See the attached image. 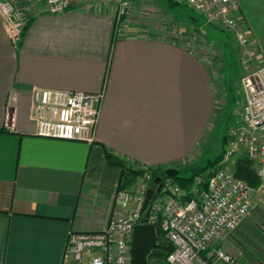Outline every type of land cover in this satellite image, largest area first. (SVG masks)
Listing matches in <instances>:
<instances>
[{"label":"crops","instance_id":"1","mask_svg":"<svg viewBox=\"0 0 264 264\" xmlns=\"http://www.w3.org/2000/svg\"><path fill=\"white\" fill-rule=\"evenodd\" d=\"M10 1L26 29L14 46L0 15V263L67 264L70 233L102 231L120 213L123 169L108 153L132 169L195 170L216 110L211 66L186 42L142 34L133 11L119 20L112 0L59 14L46 0ZM239 3L264 54V0ZM36 90L103 93L95 142L39 137ZM215 246L264 264L252 216Z\"/></svg>","mask_w":264,"mask_h":264},{"label":"built area","instance_id":"2","mask_svg":"<svg viewBox=\"0 0 264 264\" xmlns=\"http://www.w3.org/2000/svg\"><path fill=\"white\" fill-rule=\"evenodd\" d=\"M83 0H46L53 14L64 13ZM117 17L122 19L135 0H112ZM203 13L210 24L235 34L242 48L245 103L240 119L227 136L226 160L210 177L196 179L187 193L170 179L151 204L149 223L159 225L173 246L167 264H237L223 248L215 246L225 234L234 231L257 205L264 207V54L249 32L239 0H180ZM0 15L14 46H18L26 29L17 6L0 0ZM103 93L36 90L33 120L42 138L95 142ZM245 155L254 163L259 179L257 188L235 177L230 158ZM146 170V169H143ZM149 172L132 195L119 189L116 204L119 214L98 232L69 235L65 258L67 264H131L134 229L141 223V210L149 184ZM2 264V263H0Z\"/></svg>","mask_w":264,"mask_h":264},{"label":"rangeland","instance_id":"3","mask_svg":"<svg viewBox=\"0 0 264 264\" xmlns=\"http://www.w3.org/2000/svg\"><path fill=\"white\" fill-rule=\"evenodd\" d=\"M131 11L142 28V34L186 42L210 63L216 94L215 114L198 148L200 154L193 163L195 170L186 169L182 172L187 177L199 173L196 179L212 174L224 160L215 168L208 167L207 171L204 169L221 155L226 160L229 145L225 139L237 125L245 103L243 79L246 73L242 65L244 49L233 32L210 24L203 13L193 10L180 0H136ZM238 158L240 156L236 155L228 161L233 170ZM120 189L129 190L123 187V182ZM136 192L131 191L132 195ZM251 216L254 224L264 229V207L257 205L248 217ZM149 264L157 263L154 258H150Z\"/></svg>","mask_w":264,"mask_h":264},{"label":"trees","instance_id":"4","mask_svg":"<svg viewBox=\"0 0 264 264\" xmlns=\"http://www.w3.org/2000/svg\"><path fill=\"white\" fill-rule=\"evenodd\" d=\"M225 142H227V138L225 139ZM108 158L112 161L113 164H116L119 167H122V182H123V187L129 188L132 187L136 180L140 176L146 175V172H149L152 181H154L157 178H162L163 180L170 179L173 183L178 185L183 191L187 193L186 199H190V190L193 186V184L196 181L197 176L199 173H195L193 176L187 177L183 175V172H179L178 175L168 178L166 176L165 172H162L159 169H150L146 168V170L142 169H132L130 167H127L126 164L123 162L117 161L116 158L111 154L108 153ZM224 160V156L221 155L218 157V159L214 162H211L209 166H207L204 171H207L210 167L215 168V166L219 165L220 162ZM222 164V163H221ZM214 166V167H213ZM209 167V168H208ZM234 174L235 177L243 180L253 188H257L259 185V179L256 176L255 173V167L254 163L248 159L245 155L240 156L236 160L235 166H234ZM210 173L208 175L203 176L204 179L210 177ZM156 230H157V235H158V243L155 249L150 253L148 257V261L150 262V258L155 259V263L157 264H167V257L168 255L173 251V246L171 243L166 239L165 234L162 232L161 228L159 225H155Z\"/></svg>","mask_w":264,"mask_h":264},{"label":"water","instance_id":"5","mask_svg":"<svg viewBox=\"0 0 264 264\" xmlns=\"http://www.w3.org/2000/svg\"><path fill=\"white\" fill-rule=\"evenodd\" d=\"M176 170H167L166 176L172 178L178 175ZM163 187V179L157 178L149 184L146 193L145 201L141 210V223L134 229L133 243H132V259L131 264H149L148 257L155 249L158 243V235L156 227L149 223L151 213V204L159 195Z\"/></svg>","mask_w":264,"mask_h":264}]
</instances>
